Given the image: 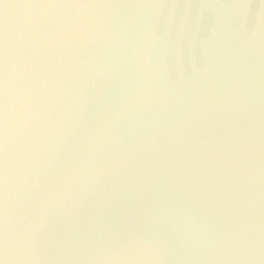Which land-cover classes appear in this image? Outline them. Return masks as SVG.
Wrapping results in <instances>:
<instances>
[{
    "label": "water",
    "instance_id": "1",
    "mask_svg": "<svg viewBox=\"0 0 264 264\" xmlns=\"http://www.w3.org/2000/svg\"><path fill=\"white\" fill-rule=\"evenodd\" d=\"M0 264H264V0H0Z\"/></svg>",
    "mask_w": 264,
    "mask_h": 264
}]
</instances>
